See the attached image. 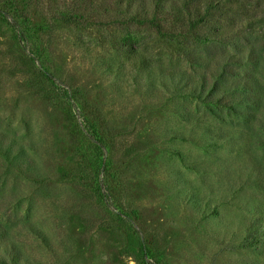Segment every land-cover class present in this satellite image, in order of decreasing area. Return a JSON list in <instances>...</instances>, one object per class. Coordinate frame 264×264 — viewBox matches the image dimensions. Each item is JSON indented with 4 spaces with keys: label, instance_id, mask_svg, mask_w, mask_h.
I'll return each instance as SVG.
<instances>
[{
    "label": "rangeland",
    "instance_id": "rangeland-1",
    "mask_svg": "<svg viewBox=\"0 0 264 264\" xmlns=\"http://www.w3.org/2000/svg\"><path fill=\"white\" fill-rule=\"evenodd\" d=\"M127 14L0 0V264H264L262 112L184 94L201 69Z\"/></svg>",
    "mask_w": 264,
    "mask_h": 264
},
{
    "label": "trees",
    "instance_id": "trees-1",
    "mask_svg": "<svg viewBox=\"0 0 264 264\" xmlns=\"http://www.w3.org/2000/svg\"><path fill=\"white\" fill-rule=\"evenodd\" d=\"M116 1L125 6L130 22L152 28L173 52L201 69L194 80L186 76L188 69L172 68L170 76L183 81L184 94L207 107L245 115L248 122L257 111L264 119V0ZM13 26L22 36L21 26L16 21ZM200 47L202 55L196 52ZM127 48L138 57L132 44L119 49ZM251 226L250 237L264 245V208ZM142 247L139 264H148Z\"/></svg>",
    "mask_w": 264,
    "mask_h": 264
}]
</instances>
